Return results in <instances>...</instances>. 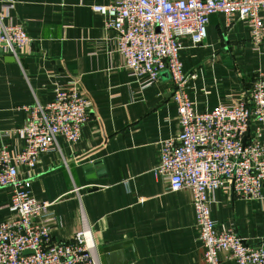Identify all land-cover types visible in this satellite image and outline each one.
Here are the masks:
<instances>
[{"label": "crops", "instance_id": "0c3cea01", "mask_svg": "<svg viewBox=\"0 0 264 264\" xmlns=\"http://www.w3.org/2000/svg\"><path fill=\"white\" fill-rule=\"evenodd\" d=\"M108 2L0 0V10L12 4L7 20L22 24L30 38L18 59L0 53V148L19 150L26 108L77 81L92 101L78 141L58 136L33 168L19 167L34 198L50 203L51 241L68 239L86 222L99 264H206L189 190L170 191L154 173L160 141L179 133L176 85L167 71L145 87V79L128 74L117 33L93 10ZM182 44V71L189 74L184 90L198 111L242 98L264 73V39L257 47L237 14H211L204 40L192 44L183 37ZM94 164L101 174L87 178L85 168ZM10 193V186L0 188V223L18 217L8 207ZM213 198L218 230L233 228L247 243L264 238V190L261 199L230 190ZM122 242L119 252L103 251Z\"/></svg>", "mask_w": 264, "mask_h": 264}, {"label": "built area", "instance_id": "2783aa9c", "mask_svg": "<svg viewBox=\"0 0 264 264\" xmlns=\"http://www.w3.org/2000/svg\"><path fill=\"white\" fill-rule=\"evenodd\" d=\"M10 7L4 3L0 10V49L18 59L30 38L22 24L7 20ZM93 10L117 33L124 68L145 79L142 87L156 82L163 71L176 85L172 100L179 133L160 141L154 173L170 191L189 190L205 263L264 264V238L247 243L233 228L218 230L211 215L217 190H230L246 200L263 197L264 73L242 98L198 111L184 90L189 74L183 73L179 57L182 38L201 43L214 13L227 18L237 14L249 25L258 47L264 39V0H109L93 5ZM91 106L77 81L58 85L51 101L26 108L28 117L17 129L22 147L13 153L0 148V188L11 187L8 207L18 214L0 223V264H99L86 222L68 239L51 241L50 203L37 201L30 180L19 177V167L33 168L58 136L70 144L77 142Z\"/></svg>", "mask_w": 264, "mask_h": 264}, {"label": "water", "instance_id": "95a60500", "mask_svg": "<svg viewBox=\"0 0 264 264\" xmlns=\"http://www.w3.org/2000/svg\"><path fill=\"white\" fill-rule=\"evenodd\" d=\"M0 53L3 54V55H5L6 57H9V61H13L14 60V58L12 57L11 54H5V53L2 52L1 49H0ZM174 90H176V87L174 88ZM245 137L243 138V141L245 140ZM96 165L97 164L88 165L85 168V172L87 173V178H95V175H94L95 172H96L97 175L101 174V172L98 170L100 167L97 168ZM125 245H126V242H122V243H119V244H116V245H112V246L105 247V249L103 251H105L108 254L110 252H112V251H118L119 252ZM25 253H28V251H25ZM110 256L112 257L113 255H110ZM120 262H125V260L123 258V254H122V260H119V263Z\"/></svg>", "mask_w": 264, "mask_h": 264}, {"label": "rangeland", "instance_id": "374dc122", "mask_svg": "<svg viewBox=\"0 0 264 264\" xmlns=\"http://www.w3.org/2000/svg\"><path fill=\"white\" fill-rule=\"evenodd\" d=\"M227 103H231V102H227ZM222 104H226V103H222ZM5 149L7 150V148L5 147ZM8 151V150H7ZM9 152V151H8Z\"/></svg>", "mask_w": 264, "mask_h": 264}]
</instances>
